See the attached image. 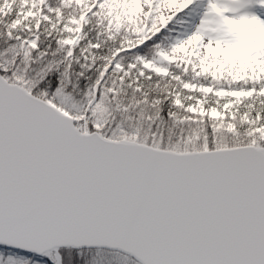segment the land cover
I'll list each match as a JSON object with an SVG mask.
<instances>
[{
  "label": "snow or ice",
  "instance_id": "obj_1",
  "mask_svg": "<svg viewBox=\"0 0 264 264\" xmlns=\"http://www.w3.org/2000/svg\"><path fill=\"white\" fill-rule=\"evenodd\" d=\"M0 264H264V0H0Z\"/></svg>",
  "mask_w": 264,
  "mask_h": 264
}]
</instances>
